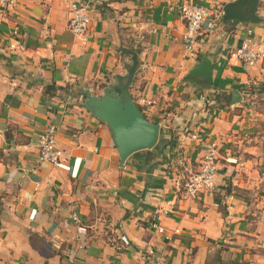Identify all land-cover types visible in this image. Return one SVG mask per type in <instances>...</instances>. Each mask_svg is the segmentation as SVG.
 Wrapping results in <instances>:
<instances>
[{"label":"crops","instance_id":"crops-1","mask_svg":"<svg viewBox=\"0 0 264 264\" xmlns=\"http://www.w3.org/2000/svg\"><path fill=\"white\" fill-rule=\"evenodd\" d=\"M74 1L90 8L85 45L67 27ZM184 1L21 0L0 12V264H264V60L229 55L247 37L264 41V0L258 24L224 21L234 0H192L216 18L192 51ZM120 46L139 60L130 97L162 129L161 146L123 164L108 125L83 107V93L102 96L125 75ZM206 56L211 84L186 78ZM48 127L57 167L38 160ZM213 144L215 189L184 198L183 177Z\"/></svg>","mask_w":264,"mask_h":264},{"label":"built area","instance_id":"built-area-1","mask_svg":"<svg viewBox=\"0 0 264 264\" xmlns=\"http://www.w3.org/2000/svg\"><path fill=\"white\" fill-rule=\"evenodd\" d=\"M21 0H0V12L10 10L16 6ZM178 12L181 15V20L184 21L185 28L182 32L181 43L185 50L192 51L199 36L204 30L206 24L210 31L215 28L214 15L209 13L208 9L199 3L192 0L184 1ZM71 18L68 20V29L76 37V39L85 45L92 36L90 33L91 15L90 8L86 2L74 1L71 4ZM229 55L231 58L238 59L248 66H255L257 63L264 60V41H255L251 37L242 40L241 44L233 48ZM139 105H151L152 102L144 97L137 99ZM191 138H196V134L191 135ZM38 160L40 162L49 163L53 167L59 166L63 152L58 147L56 142V129L48 127L42 132L38 139ZM218 146L213 144L208 147L203 154L200 167L195 172H188L182 179L180 192L184 198H195L199 193L212 191L215 189V177L217 172ZM228 158V161H231ZM183 156L177 158V165L183 166ZM166 213L165 210H156L153 215V227L163 232L164 228L156 221L159 212ZM71 220L77 224L81 233L87 231L86 227L80 222L76 213L71 214Z\"/></svg>","mask_w":264,"mask_h":264},{"label":"water","instance_id":"water-1","mask_svg":"<svg viewBox=\"0 0 264 264\" xmlns=\"http://www.w3.org/2000/svg\"><path fill=\"white\" fill-rule=\"evenodd\" d=\"M258 2L259 0H234L225 4L222 10L223 20L260 23L262 19L257 11ZM119 51L131 57L130 63L124 65L125 75L116 74L118 84L106 87L102 96L96 97L89 92L83 93L85 96L83 107L108 125L119 155V162L123 164L133 154L157 146L162 139V129L159 123L145 118L128 93L139 62L137 55L125 51L122 46L119 47ZM211 62L207 56L202 58L189 70L186 78H200L210 85L213 69ZM114 87L119 91H114ZM232 97L233 103L241 101L237 90H232Z\"/></svg>","mask_w":264,"mask_h":264},{"label":"trees","instance_id":"trees-1","mask_svg":"<svg viewBox=\"0 0 264 264\" xmlns=\"http://www.w3.org/2000/svg\"><path fill=\"white\" fill-rule=\"evenodd\" d=\"M157 146H161V145H160V144H158ZM157 146H156V147H157Z\"/></svg>","mask_w":264,"mask_h":264}]
</instances>
